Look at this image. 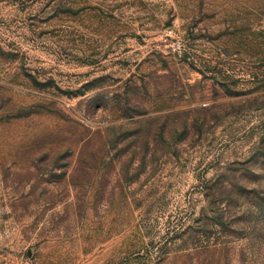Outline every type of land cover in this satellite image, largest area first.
I'll list each match as a JSON object with an SVG mask.
<instances>
[{"label":"rangeland","instance_id":"1","mask_svg":"<svg viewBox=\"0 0 264 264\" xmlns=\"http://www.w3.org/2000/svg\"><path fill=\"white\" fill-rule=\"evenodd\" d=\"M0 264H264V0H0Z\"/></svg>","mask_w":264,"mask_h":264}]
</instances>
